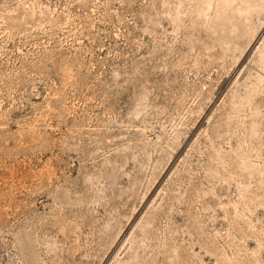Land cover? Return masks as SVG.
Returning <instances> with one entry per match:
<instances>
[{
  "label": "rangeland",
  "instance_id": "rangeland-1",
  "mask_svg": "<svg viewBox=\"0 0 264 264\" xmlns=\"http://www.w3.org/2000/svg\"><path fill=\"white\" fill-rule=\"evenodd\" d=\"M0 264H264V0H0Z\"/></svg>",
  "mask_w": 264,
  "mask_h": 264
}]
</instances>
